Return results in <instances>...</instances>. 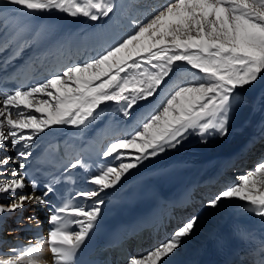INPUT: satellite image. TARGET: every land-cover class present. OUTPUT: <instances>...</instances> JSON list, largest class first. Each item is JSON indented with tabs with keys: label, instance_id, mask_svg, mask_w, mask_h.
<instances>
[{
	"label": "snow or ice",
	"instance_id": "obj_1",
	"mask_svg": "<svg viewBox=\"0 0 264 264\" xmlns=\"http://www.w3.org/2000/svg\"><path fill=\"white\" fill-rule=\"evenodd\" d=\"M8 5L27 12L55 10L92 21L108 17L116 8L114 0H0L5 9L0 12V33L4 34L0 53L12 49L0 65L4 69L31 47L22 39L27 25L17 26L19 19ZM180 63L195 70L188 72L191 79L170 88L130 135L115 139L103 151L104 157L121 161L118 166L105 165L90 174L86 182L91 187L77 190L74 197L70 194L52 207L47 239L38 236L34 244L29 241L0 253V264H40L45 246L54 264H75L101 214L100 193L115 187L143 160L175 147L190 131L202 137L210 132L227 135L237 90L264 74V0H166L126 37L97 55L62 65L33 84L0 90V178L10 177L0 179V199L10 196L8 203H0L2 218L23 211L28 203L50 204L46 197L62 178L76 182L72 175L52 176L44 185L47 190L36 194L40 182L27 171L36 137L52 126L85 125L107 102L119 104L123 115L130 116L134 106L159 94ZM130 149L135 155L126 151ZM9 151L14 155L4 154ZM10 164L18 167L9 169ZM90 167L75 158L64 171L81 168L87 172ZM28 187L31 192L24 191ZM79 198L96 199L84 205ZM232 198L246 202L247 210L264 218V162L220 191L209 206ZM195 223V218L190 219L167 241L141 258H131L129 264H162L191 234ZM260 252L259 264H264V246Z\"/></svg>",
	"mask_w": 264,
	"mask_h": 264
},
{
	"label": "bare ground",
	"instance_id": "obj_2",
	"mask_svg": "<svg viewBox=\"0 0 264 264\" xmlns=\"http://www.w3.org/2000/svg\"><path fill=\"white\" fill-rule=\"evenodd\" d=\"M132 1L134 0H114L116 8L111 17H108L107 23L102 24L103 22L101 21L97 25L90 23V19L88 18L82 16L71 17L55 10L51 12H27L12 5H8L7 9L16 14L19 22L24 20L22 25H17L18 27L27 25L28 31L22 39H27L31 46L41 49L43 53L49 51L48 61L52 63L57 61L65 65L74 61L82 62L87 60L123 38L122 30H118L116 24L122 23L118 21V18L125 19L126 15L124 17L122 14H126V9H128ZM150 1H153V3H150L149 7L138 5L136 12L131 14L130 17L142 23L153 9L165 3L164 0L162 1L164 3H161V0ZM3 11H5L4 7L0 6V12ZM9 27L11 28V25ZM11 31H15V29L12 28ZM11 31L8 33L9 35H11ZM3 35V33H0V36ZM9 51H12V49L6 52ZM189 71L194 72L195 70H191L190 66H186L183 63L178 64L176 71L162 85L155 99L150 98V102H145L146 111H140L141 108L138 110V106H134L133 111L136 112H134L136 118H146L147 114L161 101L170 88L185 82V79H191V76L188 75ZM260 80L264 81V74H261L257 81L252 84L237 90V99L234 100L233 108L230 112L227 135L221 136L216 132H210L202 137L200 134L190 131L175 147H167L164 152L143 160L136 168L129 170L115 187L106 189L100 193L99 199L104 200V204L101 206L110 207L123 199L126 193H129L135 187L139 180L138 176L144 175L146 169L153 164H158L159 168L172 162L186 163L193 166L186 183L180 189V194L184 200H189L190 204L185 210L175 215L171 221V225L160 236L158 242H147L134 258H141L143 254L167 241L174 234L173 228H177L176 225L194 217L196 223L191 234L183 238L181 246L170 254L169 257L164 258L162 264L187 263L199 257L205 251L217 248L230 233L238 229L247 230L242 250H251L253 252L251 254L238 255L234 264H259L261 259L260 249L264 246V218L256 216L253 212L247 210V203L240 201L238 198L223 199L216 207L209 206V201L219 193V183L222 184L221 189H226L225 183H228V180L221 179L222 176L220 175L228 164L238 166L237 169L231 170L228 173V177L234 176L233 180L238 183L240 177L249 174L259 163L264 162L263 152V155L259 156V160L261 161L257 165L253 166L249 164L246 168L242 169L241 164H239L242 161L241 159L252 160L251 157L255 152L253 153L250 145L257 139L254 135L259 133V137H264V87L259 85ZM101 109L102 111L99 112L96 118L88 122L87 125L85 124L86 126L84 127H82L83 125H59L52 126L44 133H41L35 138V144L31 150L32 156L29 159L38 156L54 139H59L65 146L75 149L76 144H78L77 136L82 134L81 143H83L85 138L90 136L92 130L96 127H100V129L103 126L104 129L109 127L103 133L106 132V138H113V134H116V132L112 131V129L115 126H111L110 124L113 121H110L113 118L112 114L120 110L121 106L114 102H107L101 106ZM129 130L131 129L129 128ZM103 143L105 146H108L111 141L104 139ZM239 149H245V151L241 157L237 158V151ZM128 151L135 155L134 149ZM4 154L9 156L14 155L11 151ZM126 160L130 162L129 159ZM120 162L119 160H114V166H118ZM14 167H18V165H9V169ZM251 167L253 169H249ZM6 178L10 177L0 179ZM215 180V184H208L209 181ZM214 185L216 186L213 187ZM207 187L213 188L204 189ZM24 191L31 192L32 189L28 187ZM36 194L42 195L41 193ZM209 195L210 198L207 202L203 205L197 204L199 199H207L206 196ZM95 199L84 200L86 204L92 205ZM9 200L10 196L8 199H0V203L6 204ZM194 204L197 205L194 206ZM25 206L30 207V215L35 216L36 219H26L24 224H17L16 227L18 229L16 231H7V227L4 225L5 223H10L9 217L11 213L0 218V244H2L0 250L3 249L5 253L9 252L10 248L17 246L20 243L19 241L27 245L29 241L34 244L38 236L46 238L45 225L47 213L45 205L28 203ZM37 223H39V228H37ZM42 229L43 233H41ZM76 230H78V226H76ZM3 232L4 235L2 234ZM45 247L46 251L40 264H51L50 251L47 250V246Z\"/></svg>",
	"mask_w": 264,
	"mask_h": 264
},
{
	"label": "rangeland",
	"instance_id": "obj_3",
	"mask_svg": "<svg viewBox=\"0 0 264 264\" xmlns=\"http://www.w3.org/2000/svg\"><path fill=\"white\" fill-rule=\"evenodd\" d=\"M163 0H161V3H164V2H166V0H164V2H162ZM150 3H153V1H150V0H134V1H132V3H130L129 4V7H128V9H126V14L124 13V14H122L123 16L124 15H126V17H125V19H122L121 17L120 18H118V21L121 23V24H116V28L119 30V29H121L122 30V34L124 35L123 37H125V36H127L128 34H129V32L131 33L133 30H134V28H136V25L137 24H139L140 22H137V20H133L132 19V17H130L131 16V14H133V13H135L136 12V8H137V6L138 5H144V6H146V7H149L151 4ZM136 5V6H135ZM133 6V7H132ZM135 7V8H134ZM131 10V11H130ZM135 10V11H134ZM111 14L112 13H110L109 14V16L108 17H111ZM128 15V16H127ZM108 17H102L101 19H99V20H97V21H92V20H90L89 22L90 23H92V24H95V25H97V23L98 22H101L102 20H103V23L102 24H104V23H106L107 22V18ZM123 21H122V20ZM125 20V21H124ZM134 21H135V23H134ZM125 23V24H124ZM94 25V26H95ZM120 25V26H119ZM131 26V27H130ZM119 27V28H118ZM125 27V28H124ZM130 27V28H129ZM127 28V29H126ZM128 32V33H127ZM259 85H261L262 87H264V81H259ZM155 99V98H154ZM145 106H146V104H145V102H140L139 103V105H138V110L140 109V111H146V109H145ZM143 107V108H142ZM119 111V112H118ZM117 112L115 111V113L114 114H112V116H113V118H112V120L110 121V122H112L113 121V123H111L112 125L114 124V125H116V124H121L123 127H119L118 128V126H115V128H113L112 129V131H114V132H116V134H113V138H111V140H109V141H111V142H113L115 139H117V138H123V137H125L126 135V133H122V131L123 130H125V131H127V132H129V133H132L138 126H139V123L140 122H142L143 121V119H145V118H143V119H138V118H136V114H134V112L135 111H133V110H131L132 112H131V115L130 116H127V117H125L124 115H123V111H122V109H120V110H118ZM136 113V112H135ZM139 114V113H138ZM134 115V116H133ZM133 117H134V119H133ZM132 120V121H131ZM130 121V122H129ZM134 121V122H133ZM131 123V124H130ZM86 125H87V123H86ZM86 125H83L82 127H84V126H86ZM120 125V126H121ZM134 126V127H133ZM127 127V128H126ZM97 128H99L100 129V127H97ZM129 128L131 129V130H129ZM129 130V131H128ZM104 134H105V138H106V132H104ZM103 137V135H101V134H98L97 135V140H99V141H102V142H104V138H102ZM254 137H256L257 139H255L254 141H253V143H251V149H252V151H253V153L255 152V154L251 157L252 158V160H243V159H241L242 161L239 163V164H241V168L243 169V168H246L249 164H252L253 166L254 165H257L258 164V162H260L261 160H259V156L260 155H263V152H264V148H262L263 146H264V140H263V138L262 137H259V133L258 134H256V135H254ZM102 138V139H101ZM108 139H110V138H108ZM242 148H244V147H242ZM126 151H128V150H126ZM245 151V149H239L238 151H237V158H239V157H241L242 155H243V152ZM129 152V151H128ZM251 152V151H250ZM123 162H127V160L125 159ZM238 168V166H235L234 164H228L227 165V167H225L224 168V170L221 172V175L220 176H222L221 177V179H224V180H226L228 183H225V188H227L228 186H231L232 184L233 185H235V184H237V182H235L234 180H233V178H234V176H232V177H228V173L231 171V170H234V169H237ZM240 169V168H239ZM249 169H253L252 167L251 168H249ZM227 176V177H226ZM232 182V183H231ZM230 184V185H229ZM217 185V184H216ZM216 185H214L213 187H215ZM222 186V184H220L219 183V188H218V190H220V191H222V190H224V189H221L220 187ZM213 187H207V188H204V189H206V190H208V189H212ZM219 191V192H220ZM218 194V193H217ZM207 197V199L205 198L204 200L203 199H199L198 201H197V204H204L205 202H207L208 201V199L210 198V195L209 196H206ZM215 197V196H214ZM214 197H212V198H214ZM197 204H194V206L195 205H197ZM30 207H28V206H25L24 207V209H23V211H20V210H17L15 213H11V216L9 217V220H10V223L8 224H4L6 227V230L7 231H9V230H12V231H16L17 229H18V227H16L17 226V224L19 225V224H24L25 223V220L26 219H28V217H30L31 215H30ZM19 213V214H18ZM192 218H194V217H192ZM191 218V219H192ZM3 220H5V219H3ZM190 220V219H189ZM189 220H186V222H182V223H180L179 225H176L177 226V228H175V230L174 231H176V230H178L180 227H182V225H184L185 223H187ZM3 235H4V232L2 233Z\"/></svg>",
	"mask_w": 264,
	"mask_h": 264
}]
</instances>
